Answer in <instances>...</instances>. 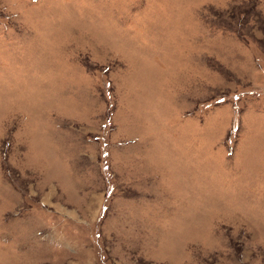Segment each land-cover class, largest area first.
Wrapping results in <instances>:
<instances>
[{"label":"rangeland","instance_id":"obj_1","mask_svg":"<svg viewBox=\"0 0 264 264\" xmlns=\"http://www.w3.org/2000/svg\"><path fill=\"white\" fill-rule=\"evenodd\" d=\"M0 264H264V0H0Z\"/></svg>","mask_w":264,"mask_h":264}]
</instances>
